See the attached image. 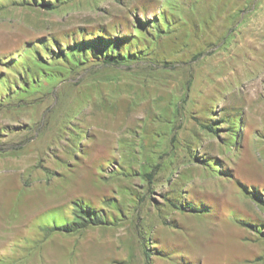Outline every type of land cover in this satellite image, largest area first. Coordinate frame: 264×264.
Here are the masks:
<instances>
[{"label": "rangeland", "instance_id": "1", "mask_svg": "<svg viewBox=\"0 0 264 264\" xmlns=\"http://www.w3.org/2000/svg\"><path fill=\"white\" fill-rule=\"evenodd\" d=\"M40 1L0 0V79L37 76L29 49L51 39L131 34L140 54L60 68L9 98L0 84V264H264V208L243 191L264 197V0ZM210 109L243 117L236 141ZM79 199L116 204L115 226L45 239ZM187 202L200 213L175 209Z\"/></svg>", "mask_w": 264, "mask_h": 264}, {"label": "trees", "instance_id": "2", "mask_svg": "<svg viewBox=\"0 0 264 264\" xmlns=\"http://www.w3.org/2000/svg\"><path fill=\"white\" fill-rule=\"evenodd\" d=\"M22 1V0H14V2ZM32 3H35V0H31ZM211 0H197L195 2L194 7L198 4L204 3L205 7L207 8L210 4ZM37 3V2H36ZM59 3L58 0H41L40 3L36 4L41 8H44L46 10H53L56 5ZM198 5V6H199ZM205 8V9H206ZM204 9L205 15L207 16L206 10ZM171 13V12H170ZM207 19H209L207 17ZM145 21V20H144ZM162 21L167 25V22L162 19ZM210 22L212 20L209 19ZM146 22V21H145ZM139 30L140 32L138 35H142L143 33H149L150 30L148 28H152V26L148 27L143 25L141 22L139 24ZM157 29V32L161 30L158 26H155ZM106 29V28H105ZM107 31H112L110 29H106ZM115 31V30H114ZM128 38H137L136 36H133L131 34H125L122 37H119V35H116L114 37H108V39L101 36V34H89L87 38L84 36H80V39L77 42H74L73 44H60L57 43L56 40L51 39L47 42H41V46L43 47L45 51V55H42L40 51L35 50V48H30L29 51H31L33 59L35 60L38 68L39 73L37 76H34L31 72V66H28L29 68H22V86L18 88V86L14 83H8L9 81L5 78L0 79V84L4 87V96L10 97L9 94H13L9 87L12 85L15 86V89H19V92L26 93V88L28 85L34 84V79L39 80H49L52 77H54L53 71H56V73H63L62 71H59L60 68H65L66 70H71V67H78L83 64H87L89 62H96L97 64H101L103 66L107 67H113V66H121L124 63H133L134 61H137L136 58L137 55L140 54L139 51H131L129 47H124V43L129 44ZM139 38V37H138ZM42 41V40H40ZM51 43V44H50ZM124 48V49H123ZM131 57V58H130ZM1 74V73H0ZM30 78V79H29ZM6 86V87H5ZM33 86H36L34 84ZM217 100H214L211 102L210 105H216ZM115 105V104H110ZM106 106V105H105ZM209 116L210 122L217 123L221 122L220 128L226 129L227 132L230 133V138L232 141H236L238 139L239 132L242 130V124H243V117L239 115L236 118H233V121H228L222 118V116L215 115L214 111L212 109L208 110L207 112ZM211 117H218L211 118ZM80 123V122H76ZM202 128L207 131L209 136L211 135H217L218 134V127H214L211 125L204 124L202 125ZM73 131L74 129L71 128ZM212 137V136H211ZM210 137V138H211ZM236 143V142H235ZM228 146V145H227ZM195 159V157L193 158ZM216 161V162H215ZM219 159L215 158L210 161L208 158H203L204 165L208 167V170L211 173L220 174V165H219ZM107 165H111L110 162H106ZM144 168L139 172L144 177L151 178L152 174L148 172L147 170L144 171ZM144 171V172H142ZM223 175V174H221ZM228 177L227 176V180ZM243 191L248 193V196L257 204H259L260 207L264 208V197H262L261 192L254 188L253 186L248 189L246 187H243ZM114 196V195H113ZM115 199L114 197L112 200ZM114 201V200H113ZM169 202V200H167ZM173 206V204H171ZM174 207V206H173ZM71 217L72 221H68L61 225H52L51 227H46L43 225L46 231V237L45 239L49 238L50 236L54 234H60L63 236H72L76 232H81L83 229L88 228H94L98 226L106 227V226H115L116 218L113 215H109L107 211H117L119 215L121 214V211L117 208V205H108L106 202H101L99 208L93 209L92 206H89L84 201L74 200L71 202ZM106 208L108 210H106ZM176 210L179 211H185L187 213L191 214H199L200 211L196 208V206L190 204V202L187 203H180L179 207H175ZM67 220V219H66ZM117 220H121L117 217ZM43 234V231H42ZM148 250V248H147ZM146 257L149 258V255L146 254Z\"/></svg>", "mask_w": 264, "mask_h": 264}]
</instances>
